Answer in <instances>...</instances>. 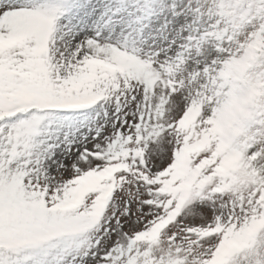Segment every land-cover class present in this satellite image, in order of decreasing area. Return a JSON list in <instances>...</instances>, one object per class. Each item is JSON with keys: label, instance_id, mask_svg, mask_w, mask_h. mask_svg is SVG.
<instances>
[{"label": "rangeland", "instance_id": "1", "mask_svg": "<svg viewBox=\"0 0 264 264\" xmlns=\"http://www.w3.org/2000/svg\"><path fill=\"white\" fill-rule=\"evenodd\" d=\"M1 95L0 264H264V0H0Z\"/></svg>", "mask_w": 264, "mask_h": 264}, {"label": "trees", "instance_id": "2", "mask_svg": "<svg viewBox=\"0 0 264 264\" xmlns=\"http://www.w3.org/2000/svg\"><path fill=\"white\" fill-rule=\"evenodd\" d=\"M4 95L0 96V106L2 105V102H4L5 100L3 98ZM5 96H7L5 94ZM15 96L8 98V103L9 106L7 105V107H5L7 110V112L9 113H14V112H21L22 114H25L26 116L33 114L35 112L29 110L30 107L27 105V103H19L16 100H14ZM19 96V95H18ZM17 96V97H18ZM16 99V98H15ZM32 108V107H31ZM36 109V108H35ZM5 111V110H4ZM222 174L224 172H221ZM45 226H40L36 231H34L33 233H29V232H25V230H19L16 229L14 225H9V226H5L0 224V250L2 251H7V249L5 248H17V245L20 244H24L26 243H31L33 239H35L36 237H38V235L44 234V232L46 231L44 229ZM15 246V247H14Z\"/></svg>", "mask_w": 264, "mask_h": 264}]
</instances>
